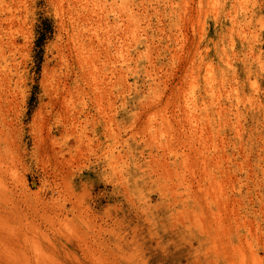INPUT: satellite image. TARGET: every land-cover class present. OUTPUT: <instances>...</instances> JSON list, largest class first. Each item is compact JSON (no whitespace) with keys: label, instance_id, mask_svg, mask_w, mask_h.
I'll use <instances>...</instances> for the list:
<instances>
[{"label":"rangeland","instance_id":"374dc122","mask_svg":"<svg viewBox=\"0 0 264 264\" xmlns=\"http://www.w3.org/2000/svg\"><path fill=\"white\" fill-rule=\"evenodd\" d=\"M128 20L140 27L130 22L127 31ZM210 26L206 0H0V264H252L254 250L264 257V127L249 137L259 118L264 123V75L245 84L239 67L235 79L247 94H231L230 83L224 94L218 82L207 94L206 77L189 68L196 48L215 38ZM124 27L128 46L119 38ZM72 31L86 47L81 56ZM254 31L264 56V32ZM154 61L159 84L148 95L144 69ZM193 95L198 105L213 103L209 121L196 110L202 137L179 111ZM169 150L189 153L188 168L150 156ZM200 152L210 156L207 167Z\"/></svg>","mask_w":264,"mask_h":264},{"label":"bare ground","instance_id":"6f19581e","mask_svg":"<svg viewBox=\"0 0 264 264\" xmlns=\"http://www.w3.org/2000/svg\"><path fill=\"white\" fill-rule=\"evenodd\" d=\"M87 1V0H86ZM117 1V0H116ZM131 1V0H130ZM134 1V0H133ZM143 1H147V0H143ZM149 1H152V0H149ZM158 2H168V1H172V0H157ZM178 2H180L181 0H177ZM187 0H184V2H186ZM80 2V1H79ZM85 2V1H84ZM97 2H98V0H97ZM111 2V1H110ZM110 2L108 3V1H107V3H108V5L110 4ZM142 2V1H141ZM206 2H207V17L210 19V22H211V26H210V31H213V33H214V39L208 44V46H206V47H197L196 48V51H195V54H194V57H193V60H191L190 62H192V67H190L189 69H191V73L190 72H186V73H188V75L190 76V74H192V71H193V75L195 76V77H200V78H205L206 77V81H205V91L207 92V94H209L210 96H213L214 94H211L214 90H215V85L217 84V82H218V85H221V88L223 89V87H224V89H223V93L225 94V93H227L228 92V89L226 88L227 87V85H228V83H230L231 84V86H230V84H229V86L231 87V88H229V90H231L230 92H231V94L233 93V94H247L244 90H243V88H242V84H241V82L240 81H238V80H236L235 78L236 77H238L239 75L238 74H243V80H244V83L245 84H247V82H248V84L250 83V84H255V83H257V79H258V77H260V76H262V75H264V56L262 55V51H261V49L260 48H258V47H255L254 46V43H255V35H256V31H254V30H256V28H258V29H261V31H263L264 32V0H227V4L229 3V5H228V9L225 11V13H223L224 12V8H225V1L224 0H206ZM83 2H81V4H82ZM91 3V2H90ZM150 3V2H149ZM174 3V2H173ZM92 4V3H91ZM90 4V5H91ZM99 4V3H98ZM116 4H118V3H116ZM120 4H122V2H120ZM136 4V3H135ZM73 5H74V3H73ZM84 5V4H83ZM96 4H94V6H95ZM112 5L113 4H110V6H111V8H112ZM123 5V4H122ZM129 5V4H128ZM165 5V4H164ZM75 6V5H74ZM89 6V5H88ZM92 6H93V4H92ZM93 6V7H94ZM100 6V5H99ZM102 6V5H101ZM106 6H107V4H106ZM109 6V7H110ZM115 6V5H114ZM129 6H131V5H129ZM136 6V5H135ZM140 6V5H139ZM145 6V5H144ZM86 7H87V5H86ZM92 7V8H93ZM96 7V6H95ZM94 7V8H95ZM125 7V5L123 6V8ZM131 7H133V6H131ZM138 7V6H137ZM136 7V8H137ZM154 7V6H153ZM175 7H176V5L175 6H172L171 7V9H172V11H175ZM107 8V7H106ZM123 8H121V9H123ZM90 9H91V7H90ZM90 9L88 10V11H90ZM96 9V8H95ZM99 9V8H98ZM101 9V8H100ZM114 9V8H113ZM113 9H111V11L113 10ZM116 9V8H115ZM125 9V8H124ZM123 9V10H124ZM127 9V8H126ZM145 9V8H144ZM152 9V8H151ZM155 9V8H154ZM94 10V9H93ZM116 10H118V8L116 9ZM132 10V9H131ZM131 10H130V12H131ZM138 10V9H137ZM91 11H92V9H91ZM99 11H102V10H98V13H100ZM109 11V10H108ZM121 11V10H120ZM127 11V10H126ZM133 11H134V9H133ZM132 11V12H133ZM139 11V10H138ZM249 11V12H248ZM76 12H78V11H76ZM95 12V11H94ZM113 12V11H112ZM114 12L116 13V11L114 10ZM145 12V11H144ZM79 13V12H78ZM91 13H93V12H91ZM126 13V12H125ZM76 14V13H75ZM84 15H85V13H83ZM88 14V13H87ZM96 14V12L94 13V15ZM105 14V13H104ZM117 14H118V12H117ZM121 14H122V12H121ZM123 14H124V12H123ZM128 14V13H127ZM148 14V13H147ZM158 14V13H157ZM156 14V15H157ZM84 15H82L83 16V19L85 20L86 18H84ZM90 16H91V14H89ZM88 15V16H89ZM98 15H101V13L100 14H97V16ZM126 15V14H125ZM129 15V14H128ZM134 15H136V14H134ZM141 15V14H140ZM222 15H224V20L222 21V22H219L217 19L219 18V17H221ZM87 16V17H88ZM96 16V15H95ZM104 16V15H103ZM102 16V17H103ZM147 16H149V15H147ZM77 17V16H76ZM92 17V16H91ZM94 17V16H93ZM99 17V16H98ZM101 17V16H100ZM99 17V18H100ZM128 17H130V16H128ZM108 18V17H107ZM120 18H121V16H120ZM119 18V19H120ZM140 18V17H139ZM159 18V17H158ZM214 18V19H213ZM72 19V18H71ZM91 19V18H90ZM133 19V18H132ZM144 19V18H143ZM157 19V18H156ZM75 20H77V19H75ZM82 20V19H81ZM98 19H96V21H97ZM105 20V19H104ZM108 20V19H107ZM107 20H105V22L107 21ZM111 20V19H110ZM112 20H113V18H112ZM121 20V19H120ZM123 20V19H122ZM125 20H127V18L125 19ZM131 20V19H130ZM130 20H128L129 21V23H128V25L126 24V25H124V26H126L127 28H129V29H126L127 31H129V32H133L136 28H138V27H140V26H138V27H136V28H133L134 26H136V23H132ZM139 20V19H138ZM147 20V19H146ZM86 21V20H85ZM93 21H94V19H93ZM96 21H94V22H96ZM109 21V20H108ZM114 21V20H113ZM116 21V20H115ZM162 21V20H161ZM72 22V21H71ZM77 22V21H76ZM104 21H103V23H105ZM130 22L132 23V28L134 29V30H132L129 26H130ZM102 23V24H103ZM116 23H118V21L116 22ZM115 23V24H116ZM120 23V22H119ZM78 24V23H77ZM113 24V23H112ZM114 24V25H115ZM122 24V23H121ZM123 24H125L124 22H123ZM122 24V25H123ZM133 24H135L134 26H133ZM155 24H156V22H155ZM73 25V24H72ZM78 25H81V24H78ZM89 25V24H88ZM88 25L86 26V27H88ZM91 26H92V28L91 29H93L94 28V26L92 25V23L90 24ZM106 25V24H105ZM113 25V26H114ZM141 25H142V23H141ZM150 25V24H149ZM107 27H109L108 26V23H107V25H106ZM112 26V27H113ZM118 26V25H117ZM162 26V25H161ZM74 27V26H73ZM84 27V26H83ZM95 27H96V25H95ZM98 27V26H97ZM100 27V26H99ZM103 27V26H102ZM119 27H120V25H119ZM123 27V26H122ZM153 27H154V25H153ZM156 27V26H155ZM159 27V26H158ZM105 28V27H104ZM114 28V27H113ZM112 28V29H113ZM143 28V27H142ZM225 28H226V30H227V32H225ZM85 29V28H84ZM89 29V28H88ZM99 29V28H98ZM105 29H107V31L109 30L108 28H105ZM104 29V30H105ZM123 28H121V30H122ZM95 30V29H94ZM102 30V29H101ZM117 30H118V28H117ZM125 30V27H124V29H123V34H122V37H119L120 39H121V41H124L125 42V38H127V34L125 35V37H124V33H127V31ZM139 30V29H138ZM160 30H161V32L163 33V31L164 32H166V34H167V37H171V32L170 31H165V29L163 30L162 28H160ZM83 31V30H82ZM88 31V30H87ZM116 31V30H115ZM136 31V30H135ZM140 31V30H139ZM149 31V30H148ZM108 32H111L110 30L108 31ZM107 32V33H108ZM114 32V31H113ZM113 32H112V35H113ZM91 33V32H90ZM90 33L88 34V35H90ZM93 33V32H92ZM106 33V34H107ZM114 33H116V32H114ZM121 33V32H120ZM140 32H138L136 35H137V37H138V35H140L139 34ZM154 33V32H153ZM209 33V32H208ZM207 33V34H208ZM80 34V33H79ZM83 34H85V33H83ZM82 34V35H83ZM118 34V33H117ZM100 35V34H99ZM116 35V34H115ZM120 35V34H119ZM119 35H116V36H119ZM130 35V34H129ZM85 36H87L86 34L84 35V37ZM107 36H108V34H107ZM106 36V37H107ZM121 36V35H120ZM147 36V35H146ZM158 36H160V35H158ZM132 37V36H131ZM130 37V38H131ZM136 37V38H137ZM153 37V36H152ZM107 38H110V36H108ZM118 38V37H117ZM116 38V39H117ZM136 38L134 37H132L131 39H134L133 41L135 42V40H136ZM86 39V38H85ZM147 39V38H146ZM87 40V39H86ZM89 40V41H88ZM88 42H90V39L88 38ZM95 40H96V38H95ZM110 40V39H109ZM114 41H115V39H113ZM112 40V41H113ZM118 40V39H117ZM130 41V39L128 38L127 39V41ZM155 40V39H154ZM260 40V39H259ZM259 40H257V41H259ZM70 41H71V44L70 45H72V48H73V50H76L77 51V53H78V55H80L81 56V54L82 53H85L84 52V50L86 49V47L84 46V43L82 42V41H80L79 40V35H77V33L76 32H70ZM111 41V40H110ZM120 41V40H119ZM109 42V41H108ZM118 42V41H117ZM123 42V43H124ZM159 42V41H158ZM162 42V41H161ZM87 43V42H86ZM95 43V42H94ZM98 43H99V40H98ZM137 43V42H136ZM142 43V42H141ZM145 43V42H144ZM251 43H253V44H251ZM113 45H114V43H112ZM122 44V43H121ZM125 45H126V42L124 43ZM123 44V45H124ZM128 44V43H127ZM129 44L130 45H132L131 44V42H129ZM151 44V43H150ZM156 44V43H155ZM166 44H168V43H166ZM87 45H89L88 43H87ZM102 45V44H101ZM100 45V46H101ZM117 47H121V46H118L117 45V43L115 44ZM115 45L113 46L114 48H115ZM122 45V46H123ZM134 45V44H133ZM92 46V45H91ZM91 46H89L90 48H91ZM99 46V47H100ZM104 46V45H103ZM126 46H128V45H126ZM126 46L124 47V48H126ZM93 47H94V45H93ZM105 47V46H104ZM104 47H102L101 46V48H104ZM112 47V46H111ZM139 47V46H138ZM168 47V46H167ZM89 48V49H90ZM95 48V47H94ZM100 48V49H101ZM107 48V47H106ZM122 48V47H121ZM123 48V49H124ZM129 48V47H128ZM170 48V47H169ZM171 48H174V47H171ZM88 49V50H89ZM93 49V48H92ZM105 49V48H104ZM108 49H109V47H108ZM108 49H106V50H108ZM117 49V48H116ZM123 49H121V51L123 50ZM140 49V48H139ZM138 49V50H139ZM158 49V48H157ZM128 50V49H127ZM143 50V49H142ZM145 50H147V49H145ZM171 50V49H170ZM173 50V49H172ZM176 50V49H175ZM215 50V53H214V56H211L210 54H209V52H212V51H214ZM110 51V50H109ZM108 51V52H109ZM120 51V50H119ZM130 51V50H129ZM144 51V50H143ZM159 51V50H158ZM98 52V51H97ZM107 52V53H108ZM123 52V51H122ZM121 52V53H122ZM125 52V51H124ZM170 52V51H169ZM172 52V51H171ZM86 53H87V51H86ZM111 53V52H110ZM117 53V52H116ZM115 53V54H116ZM137 53V52H136ZM158 53V52H157ZM164 53V52H163ZM173 53V52H172ZM175 53H176V51H175ZM94 54H95V52H94ZM140 54V53H139ZM77 55V56H78ZM85 55V54H84ZM100 55H103V54H100ZM105 55V54H104ZM107 55V54H106ZM116 55H118V54H116ZM116 55H114V57L116 56ZM129 55V54H128ZM134 55V54H133ZM137 55V54H136ZM178 55V54H177ZM176 55V56H177ZM93 56V55H92ZM113 56V55H112ZM147 56H148V54H147ZM158 56V55H157ZM168 56V55H167ZM175 56V55H174ZM84 57V56H83ZM89 57V56H88ZM88 57H87V60H88ZM105 57V56H104ZM123 57V56H122ZM125 57H127L126 56V54H125ZM131 57V56H130ZM137 57V56H136ZM149 57V56H148ZM147 57V58H148ZM90 58H91V56H90ZM110 58V57H109ZM124 58V57H123ZM132 58V57H131ZM154 58V57H153ZM85 59V58H84ZM95 59V58H94ZM114 60H115V58H113ZM127 59H128V57H127ZM133 59V58H132ZM160 59V58H159ZM80 60V59H79ZM107 60V59H106ZM110 60V59H109ZM113 60V61H114ZM126 60V59H125ZM124 60V63H123V65H126V66H130V63L129 62H127V61H125ZM163 60V59H162ZM104 61V60H103ZM136 61V60H135ZM85 62V61H84ZM92 62V61H91ZM91 62H89V63H91ZM100 62V61H99ZM115 62V61H114ZM118 62V61H117ZM121 62V61H120ZM160 62V61H159ZM93 63V62H92ZM91 63V64H92ZM116 63V62H115ZM161 63V62H160ZM189 63V62H188ZM86 64V63H85ZM158 64V62L156 61H154V62H150V65L149 66H147V65H145V68L146 69H144V72H145V75H146V77L148 78V80H149V87H148V90H147V92H145L146 94H152L153 92L154 93H156L155 92V89H156V86L159 84L158 82H157V78H158V76H157V73H156V71H155V67H156V65ZM96 65V64H95ZM119 65V64H118ZM92 66V65H91ZM101 66V65H100ZM115 66V65H114ZM113 66V67H114ZM134 66H135V64H134ZM172 66V65H171ZM186 66H189V65H186ZM93 67V66H92ZM102 67V66H101ZM112 67V68H113ZM165 67V66H164ZM239 67L241 68V72L239 73ZM115 68V67H114ZM132 68V67H131ZM135 68V67H134ZM183 68V67H182ZM188 69V68H187ZM119 70H120V67H119ZM122 70V69H121ZM109 71V70H108ZM123 71V70H122ZM134 71V70H133ZM133 71H131V69L129 70V72H133ZM159 71H162V70H159ZM117 72H119V71H117ZM174 72V71H173ZM112 73H113V70H112ZM111 73V74H112ZM190 73V74H189ZM122 74H125V73H122ZM133 74V73H132ZM171 74V73H170ZM127 75V73L125 74V76L124 75H122L123 77H124V80H125V77H127L126 76ZM104 76H105V74H104ZM107 76V75H106ZM172 76V75H171ZM252 76L254 77L255 76V81L254 82H252L253 80H252ZM117 77V76H116ZM144 77V76H143ZM162 77V76H161ZM191 77V76H190ZM102 78V77H101ZM163 78V77H162ZM186 78V77H185ZM240 78V77H239ZM165 79V78H164ZM167 79V78H166ZM189 79H191V78H189ZM193 81H195V78L193 77ZM90 80V79H89ZM127 80V79H126ZM125 80V81H126ZM93 81V80H92ZM185 81H186V79H185ZM191 81H192V79H191ZM190 81V82H191ZM235 81V82H234ZM237 81V82H236ZM100 82V81H99ZM114 82H117V81H114ZM128 82V81H127ZM165 82V81H164ZM187 83H189V84H191L190 82H188V81H186ZM183 83V82H182ZM234 83H237L238 84V86H237V88L238 89H236L235 87H236V84H235V87H234ZM112 84V83H111ZM165 84V83H164ZM167 84V83H166ZM188 84V85H189ZM192 84H194L193 82H192ZM186 85V84H185ZM245 86V85H244ZM134 87V86H133ZM192 87V86H191ZM195 87V86H194ZM218 87V86H217ZM242 88V91H240L239 90V88ZM76 88V87H75ZM110 88V87H109ZM187 88H189V87H187ZM101 89V88H100ZM186 89V88H185ZM192 89V88H191ZM227 90L226 92L224 91V90ZM106 90V89H105ZM128 90V89H127ZM78 91V90H77ZM123 91V90H122ZM142 91H143V89H142ZM190 91V90H189ZM193 91V90H192ZM255 91V92H254ZM256 91L257 90H253V92H254V94H250L249 95V97L251 98V97H254V98H256L257 100L259 99V97H260V93H258V91H257V93L258 94H255L256 93ZM105 92H107V91H105ZM138 92V91H137ZM140 92V91H139ZM191 92V91H190ZM76 93V92H75ZM78 93V92H77ZM159 93V92H158ZM182 93H184V92H182ZM222 93V94H223ZM229 93V92H228ZM227 93V94H228ZM186 94V93H185ZM188 94V93H187ZM186 94V95H187ZM116 95V94H115ZM114 95V96H115ZM168 95V94H167ZM183 95V94H182ZM185 95V96H186ZM196 95V94H195ZM195 95H193L191 98H185V101H184V104L183 105H185V106H183L182 107V109H179V111H183L184 113H185V115H187L189 118V123H190V129H191V132L192 133H194V132H197V134L198 133H200L201 131V127L199 126V121L197 120V117L195 116L196 115V112L199 110L200 111V113L202 114V116H203V119L204 120H207V121H209L208 119H209V112H210V107L211 106H213V103L212 102H207V101H205V102H203L201 105H198V99H199V97H197V96H195ZM122 96V95H121ZM184 96V97H185ZM189 96V95H188ZM218 96H219V91H218ZM246 96V95H245ZM244 96V97H245ZM146 97V96H145ZM155 97H157V96H155ZM161 97V96H160ZM220 97V96H219ZM247 97V96H246ZM148 98H150L151 99V102H149L148 103V105L150 106V108L151 109H154V105L153 104H155L158 100L156 99H154V96H150V97H148ZM164 98H165V95H164ZM239 98V97H238ZM147 99V98H146ZM183 99V98H182ZM202 99H204V98H202ZM253 98H251V100H252ZM66 100V99H65ZM148 100V99H147ZM114 101V100H113ZM255 101V100H254ZM178 102V101H177ZM202 102V101H201ZM216 102H217V100H216ZM256 102V101H255ZM174 103V102H173ZM183 103V102H182ZM253 103V102H252ZM66 104V103H65ZM243 104V103H242ZM114 105V104H113ZM254 105V104H253ZM262 105V104H261ZM149 106H148V108H149ZM173 106V105H172ZM225 106V105H224ZM100 107H102V106H100ZM175 107V106H174ZM173 107V108H174ZM177 107V106H176ZM164 108V107H163ZM223 108H225V107H223ZM144 109V108H143ZM213 109V108H212ZM237 109V108H236ZM164 110V109H163ZM197 110V111H196ZM225 110V109H224ZM238 110V109H237ZM157 111H160V110H155V111H153L152 113L155 115L156 113H157ZM175 111V110H174ZM176 112V111H175ZM139 113H141V112H139ZM170 113V112H169ZM152 114V115H153ZM200 114V115H201ZM213 114V113H212ZM105 115V114H104ZM160 115V114H159ZM158 115V116H159ZM167 115V114H166ZM170 115V114H169ZM184 115V114H183ZM198 115V114H197ZM214 115V114H213ZM223 115H225V113H223V114H220V116L222 117ZM237 115V114H236ZM157 116V117H158ZM170 116H172V115H170ZM177 116V115H176ZM179 116V115H178ZM186 116V117H187ZM77 117V116H76ZM112 117V116H111ZM154 117V116H153ZM156 117V116H155ZM181 117H182V115H181ZM206 117V118H205ZM264 117V116H263ZM106 119V118H105ZM111 119V118H110ZM159 119H161V118H159ZM182 119V118H181ZM184 120V119H183ZM156 121V120H155ZM169 121H170V119H169ZM177 121H178V119H177ZM225 121V120H224ZM242 121V120H241ZM159 122V121H158ZM168 122V121H167ZM170 122H172V120L170 121ZM174 122V121H173ZM181 122H182V120H181ZM185 122V121H184ZM183 123V122H182ZM188 123V122H187ZM205 123H207V122H205ZM212 123V122H211ZM241 123V122H240ZM162 124V123H161ZM163 125V124H162ZM167 125V124H166ZM164 126V127H167V126ZM179 125V124H178ZM184 125V124H183ZM237 125V124H236ZM256 131H251L252 133L249 135V137L251 138V140H252V138H253V136L254 135H256L257 133H258V129L259 128H263L264 127V123L263 122H261L260 121V118H259V120L256 122ZM180 126H182V125H180ZM189 126V125H188ZM156 127V126H155ZM179 127V126H178ZM148 128H151V126L150 127H148ZM180 128V127H179ZM156 129V128H155ZM189 129V128H188ZM209 129V128H208ZM237 129V128H236ZM182 130V129H181ZM157 131H159V130H157ZM199 131V132H198ZM203 131H206V129L205 130H203ZM211 131V130H210ZM209 131V132H210ZM262 131V130H261ZM120 132V131H119ZM168 132V131H167ZM178 132H180V130L178 129ZM183 132H185V131H183ZM189 132V131H188ZM216 132V131H215ZM264 132V131H263ZM176 133V132H175ZM218 133H220L219 131H218ZM154 134V133H153ZM160 134V133H159ZM168 134V133H167ZM181 134H182V132H181ZM184 134V133H183ZM209 134V133H208ZM210 134H211V132H210ZM223 134V133H222ZM239 134V133H238ZM262 134V133H261ZM138 135V134H137ZM163 135V134H162ZM189 135H191V134H185V136H189ZM200 137H202V134L200 133ZM203 135H205V134H203ZM241 135V134H240ZM152 136V135H151ZM164 136V135H163ZM166 136V135H165ZM182 136H184V135H182ZM210 136H212V135H209V137ZM206 136H204V138H205ZM216 137H218V136H215V138ZM220 137H222V136H220ZM220 137H218L219 139H220ZM175 138H177V137H175ZM178 138L180 139V140H182V137L180 136H178ZM188 138V137H187ZM186 138V139H187ZM190 138V137H189ZM188 138V139H189ZM207 138V137H206ZM205 138V139H206ZM211 138H213V137H211ZM224 138V137H223ZM166 139V138H165ZM173 139V138H172ZM191 139V143H189L190 144V146H191V148H193V149H195V150H197V149H199V147L196 145V143H194V140H192V138H190ZM201 139V138H200ZM148 140V139H147ZM163 140V139H162ZM175 140V139H174ZM177 140V139H176ZM179 140V141H180ZM198 140V139H197ZM210 140V139H209ZM217 140V139H216ZM99 141V140H98ZM154 141V140H153ZM152 141V138H151V141L150 142H152V143H155V142H153ZM168 143L171 141V139L169 140V139H167L166 140ZM173 141V140H172ZM207 141V140H206ZM214 141H215V139H214ZM222 141V140H221ZM220 141V142H221ZM225 141V140H224ZM160 142V141H159ZM159 142H158V144H159ZM163 142V141H162ZM161 142V143H162ZM200 142V141H199ZM208 142V141H207ZM227 142V141H226ZM160 143V144H161ZM171 143H174V142H171ZM177 143H178V141H177ZM198 143V142H197ZM206 143V142H205ZM212 143V142H211ZM216 143V142H215ZM218 143V142H217ZM216 143V144H217ZM164 144H165V141H164ZM163 144V145H164ZM167 144V143H166ZM176 144V143H175ZM182 144V143H181ZM209 144H210V142H209ZM225 144V143H224ZM155 145H156V143H155ZM174 145V144H173ZM183 145V144H182ZM186 145V144H185ZM200 145V144H199ZM206 145V144H205ZM212 145V144H211ZM219 145V144H218ZM223 145V144H222ZM221 145V146H222ZM175 146V145H174ZM179 146V145H178ZM209 146V145H208ZM208 146H206V147H208ZM162 146H160V148H161ZM218 147V146H217ZM166 148V147H165ZM172 148V147H171ZM168 149H169V147H168ZM167 149V150H168ZM210 149V148H209ZM182 150H184V149H182ZM190 150V149H189ZM188 150V151H189ZM224 151V150H223ZM163 151H161V153H162ZM184 152V151H183ZM194 152V151H193ZM221 152V151H220ZM227 152V151H226ZM196 153V152H195ZM119 154V153H118ZM157 154V153H156ZM154 152L152 153H150V156L151 157H153L154 158V160H160V162H161V160H163V161H166V164H167V161L168 162H172V164H174L175 166H178V164H179V162H183L182 164L184 165V167H187L188 168V166H185L186 164H185V162H188L191 158H190V154L189 153H186V152H184V153H178V152H176L175 150H169V152H168V157H167V155H164L163 154V156H159V154H157L156 155ZM199 154V153H198ZM120 155V154H119ZM202 155V153L200 152V154H199V156L197 157L196 155V160L197 161H202V162H204L205 164H203V166H206L207 167V161L210 159V156H206L205 155V153L203 154V156H201ZM205 155V156H204ZM227 155V157H228V154H226ZM194 156V157H195ZM216 156H217V154H216ZM223 156H225V155H223ZM232 156V155H231ZM213 157V156H212ZM211 157V158H212ZM222 157V156H221ZM263 157V156H262ZM147 158V157H146ZM217 158V157H216ZM229 158V157H228ZM227 158V159H228ZM246 158V157H245ZM148 160H151L150 158L148 159ZM192 160V159H191ZM195 160V159H194ZM218 160V159H217ZM226 160V159H225ZM224 160V161H225ZM233 160V159H232ZM152 161V160H151ZM215 161V160H214ZM240 161V160H239ZM154 162H157V161H154ZM193 162H196V161H193ZM199 163V162H198ZM214 163V162H213ZM215 163H218V162H215ZM214 163V164H215ZM159 164H161V163H159ZM165 164V165H166ZM195 164V163H194ZM164 165V166H165ZM196 165H197V163H196ZM195 165V166H196ZM225 165V164H224ZM168 166V165H167ZM203 166H202V168H203ZM216 166H217V164H216ZM169 167V166H168ZM194 167V166H193ZM189 170V169H188ZM226 170V169H225ZM164 171H166V170H164ZM191 171V170H190ZM176 172V171H175ZM203 173V172H202ZM221 173V172H220ZM228 173V172H227ZM232 173V172H231ZM176 174V173H175ZM168 175H170V174H168ZM172 175V174H171ZM170 175V176H171ZM199 175V174H198ZM174 176H176V175H174ZM212 177H215V176H212ZM227 177V176H226ZM218 178V177H217ZM229 178V177H228ZM231 178V177H230ZM238 178V177H237ZM186 179V178H185ZM188 179V178H187ZM199 179V178H198ZM211 179H213V178H211ZM181 180V179H180ZM220 180V179H219ZM217 181V180H216ZM221 181V180H220ZM179 182H181V181H179ZM183 182V181H182ZM212 182H214V179L212 180ZM223 182V181H222ZM228 182V181H227ZM215 183V182H214ZM230 183V182H229ZM228 183V184H229ZM183 184V183H182ZM193 184V183H192ZM220 184H221V182H220ZM219 184V185H220ZM2 185V184H1ZM211 185V184H210ZM215 185V184H214ZM217 185V184H216ZM169 186V185H168ZM221 187H222V184L220 185ZM219 186V187H220ZM228 186V185H227ZM170 187V186H169ZM172 187V186H171ZM186 187H188V186H186ZM200 187V186H199ZM203 187V186H202ZM214 187V186H213ZM220 187V188H221ZM207 188H208V186H207ZM189 189V188H188ZM200 189V188H199ZM212 189V188H211ZM230 189H231V185H230ZM208 190V189H207ZM175 191V190H174ZM221 191H223V190H221ZM205 192H207V191H205ZM176 193V192H175ZM227 195V194H226ZM203 197V196H202ZM210 197V196H209ZM219 197V196H218ZM224 198V197H223ZM218 199H220V198H218ZM208 200V199H207ZM226 200H227V198H226ZM225 200V201H226ZM219 201V200H218ZM207 202V201H206ZM232 203H233V201H232ZM228 204V203H227ZM231 204V203H230ZM217 205V204H216ZM211 206V205H210ZM234 206V205H233ZM234 209H235V207H234ZM211 210V209H210ZM231 210V209H230ZM203 211V210H202ZM235 211V210H234ZM240 211V210H239ZM214 212V211H213ZM212 212V213H213ZM224 212V211H223ZM204 213V212H203ZM219 213V212H218ZM215 214H217V213H215ZM189 215V214H188ZM194 215V214H193ZM218 215H220V214H218ZM218 215H217V217H218ZM212 216H214V215H212ZM226 215H223L222 217H225ZM214 218V217H213ZM1 219V218H0ZM214 219H216V218H214ZM219 220V219H218ZM4 221V220H3ZM2 221V222H3ZM180 221V220H179ZM220 221V220H219ZM235 221V220H234ZM242 222H243V220H242ZM0 223H1V221H0ZM4 224V223H3ZM225 225V224H224ZM248 225H249V223H248ZM1 226V225H0ZM4 226V225H3ZM2 227V226H1ZM228 227V226H227ZM216 227L214 226V229H215ZM224 228V227H223ZM216 229H218V228H216ZM224 230V229H223ZM223 232V231H222ZM224 234V233H223ZM222 235V234H221ZM250 235V234H249ZM217 236V235H216ZM243 241H245L244 239H243ZM10 242V241H9ZM225 242V241H224ZM241 244V243H240ZM11 245V244H10ZM9 245V246H10ZM2 248V247H1ZM0 248V249H1ZM10 248V247H9ZM11 248H12V246H11ZM241 248V247H240ZM239 248V250L241 251V249ZM2 249H6V248H2ZM237 250H238V248H237ZM8 251L10 252V254L12 253V251H13V248H12V251H10L9 249H8ZM20 251V250H19ZM35 251H36V255L35 256H37V253H38V255H39V250H36L35 249ZM34 251V252H35ZM41 251H43V250H41ZM226 251V250H225ZM234 251V250H233ZM232 251V252H233ZM239 251V252H240ZM257 251V250H256ZM3 252V251H2ZM24 252V251H23ZM44 252V254H45V251H43ZM43 252H41L40 254V256H42V253ZM243 252V251H242ZM5 253V252H4ZM17 253H18V251H17ZM21 253H22V251H21ZM251 254H250V257H249V259H250V261H251V263L252 264H264V257L263 256H261V253L259 254V252H255V250L254 251H251L250 252ZM16 254V253H15ZM46 254H47V252H46ZM17 255V254H16ZM48 255H49V253H48ZM241 255H243V253L242 254H240V257H242ZM263 255V254H262ZM38 257V256H37ZM245 257V256H244ZM244 257H242L243 259V261H244ZM248 257V256H247ZM46 258V257H45ZM238 258H239V256H238ZM34 259H35V257H34ZM37 259V258H36ZM35 259V260H36ZM40 259H41V257H40ZM42 260V259H41ZM41 260H37V261H40V262H42ZM230 260V259H229ZM240 260H241V258H240ZM241 260V261H242ZM221 261V260H220ZM232 261V260H231ZM230 261V262H231ZM239 261V260H238ZM241 261H239V263L241 262ZM38 263V262H37ZM44 263V262H43ZM234 263V262H233ZM243 263V262H242ZM241 263V264H242ZM41 264V263H40ZM46 264V263H45Z\"/></svg>","mask_w":264,"mask_h":264}]
</instances>
